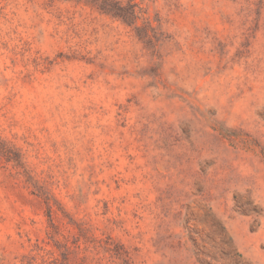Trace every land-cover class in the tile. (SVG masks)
Listing matches in <instances>:
<instances>
[{"label": "rangeland", "instance_id": "374dc122", "mask_svg": "<svg viewBox=\"0 0 264 264\" xmlns=\"http://www.w3.org/2000/svg\"><path fill=\"white\" fill-rule=\"evenodd\" d=\"M0 264H264V0H0Z\"/></svg>", "mask_w": 264, "mask_h": 264}]
</instances>
